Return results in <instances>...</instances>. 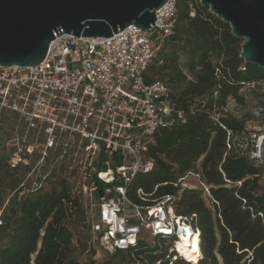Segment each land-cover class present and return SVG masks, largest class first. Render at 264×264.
Returning <instances> with one entry per match:
<instances>
[{"label":"built area","instance_id":"obj_1","mask_svg":"<svg viewBox=\"0 0 264 264\" xmlns=\"http://www.w3.org/2000/svg\"><path fill=\"white\" fill-rule=\"evenodd\" d=\"M175 10L176 1L167 0L147 30L131 25L109 38L62 34L51 41L41 63L0 67V114L17 116L25 128L6 161L11 169H30L17 188L18 197L58 176L67 195L63 222L74 221L78 209L87 251L94 250L96 256L99 248L109 254L130 252L133 258L141 252L130 264L199 263L200 232L175 213L174 202L183 191L209 197L211 186L200 169L203 156L196 170L174 184L176 195L151 199L137 189L140 203L128 195L135 178L155 167L149 152L160 130L184 125L200 113L226 132L227 152L262 163L259 145L264 135L249 126L234 131L225 124L231 103L208 107L203 98H194L179 108L164 82L147 79L150 66L163 64ZM186 230L190 241L197 237V250L192 243L184 246L196 261L180 247Z\"/></svg>","mask_w":264,"mask_h":264},{"label":"trees","instance_id":"obj_2","mask_svg":"<svg viewBox=\"0 0 264 264\" xmlns=\"http://www.w3.org/2000/svg\"><path fill=\"white\" fill-rule=\"evenodd\" d=\"M175 1L176 25L163 49V64L150 66L147 79L164 82L179 108L194 98H203L208 107L227 103L242 107L241 90L252 83L261 85L264 69L244 63L242 41L232 36L229 25L200 6V0ZM259 99L257 109L264 112V95ZM224 122L234 131L247 126L245 120L233 117L232 110ZM226 141V132L200 113L184 125L160 130L149 152L155 167L135 178L128 195L139 203L137 189L151 194V199L176 195L174 184L187 171L196 170L203 156L200 169L211 186L209 197L183 191L174 202L175 213L200 232L198 264H264V164L231 155ZM6 168L0 159V177ZM64 184L58 181L48 190L20 197L15 185L1 210L0 264H78L73 256L78 237L63 222ZM74 211L77 217L78 209ZM81 248L87 250L88 245ZM90 251L93 256L95 251ZM141 254L135 252L133 258L130 252H116L100 264H130ZM91 259L86 264H95Z\"/></svg>","mask_w":264,"mask_h":264},{"label":"water","instance_id":"obj_3","mask_svg":"<svg viewBox=\"0 0 264 264\" xmlns=\"http://www.w3.org/2000/svg\"><path fill=\"white\" fill-rule=\"evenodd\" d=\"M167 0H0V67L41 63L62 34L109 38L128 26L147 30ZM242 41L240 58L264 69V0H200ZM264 164V136L259 145Z\"/></svg>","mask_w":264,"mask_h":264},{"label":"rangeland","instance_id":"obj_4","mask_svg":"<svg viewBox=\"0 0 264 264\" xmlns=\"http://www.w3.org/2000/svg\"><path fill=\"white\" fill-rule=\"evenodd\" d=\"M245 98V105L242 107H236L233 103L230 104L232 115L236 119L245 120L246 125L249 126L254 132H258L264 135V112L258 110L260 104L259 97L264 95V82L254 89L244 88L242 90ZM24 125L19 121L18 117L10 113L0 114V159L7 161L12 153L15 151V139L20 138L24 131ZM33 166V163H31ZM30 169L27 167L19 166L15 169L6 168L0 177V221H2V208L7 203V198L11 197L14 193L13 188L15 185L21 183ZM60 178L58 176L53 177V180L47 181L43 184V189H50L53 184L56 185ZM56 180V181H54ZM30 184V181H28ZM57 186V185H56ZM17 192L21 191L17 189ZM19 195V194H18ZM81 215H78L74 221L67 224L70 231L75 237H78L79 248L75 246L73 256L76 258L78 264H86L91 259L95 264H100L102 260L110 256L109 253L102 251L99 248L98 256L94 253L91 256V251L82 250L81 245L87 246V232L83 229L81 223ZM1 225V224H0Z\"/></svg>","mask_w":264,"mask_h":264},{"label":"bare ground","instance_id":"obj_5","mask_svg":"<svg viewBox=\"0 0 264 264\" xmlns=\"http://www.w3.org/2000/svg\"><path fill=\"white\" fill-rule=\"evenodd\" d=\"M185 234L187 235V237L183 240V242L181 243L180 247L186 252V256L190 259V261H196L195 255H192L191 252L189 250H187V248H185V245H188L192 243L193 246V251L197 250L196 248V241H197V237L195 239H193L192 241H190V235L191 232L189 230H186Z\"/></svg>","mask_w":264,"mask_h":264}]
</instances>
